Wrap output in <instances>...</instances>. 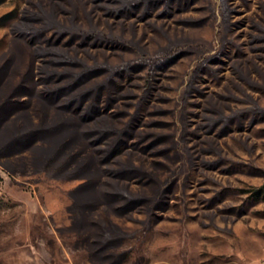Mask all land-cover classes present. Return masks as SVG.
Segmentation results:
<instances>
[{"label":"rangeland","instance_id":"1","mask_svg":"<svg viewBox=\"0 0 264 264\" xmlns=\"http://www.w3.org/2000/svg\"><path fill=\"white\" fill-rule=\"evenodd\" d=\"M0 264H264V0H0Z\"/></svg>","mask_w":264,"mask_h":264},{"label":"trees","instance_id":"2","mask_svg":"<svg viewBox=\"0 0 264 264\" xmlns=\"http://www.w3.org/2000/svg\"><path fill=\"white\" fill-rule=\"evenodd\" d=\"M111 152H112L111 154H113V151H111ZM120 196H122V195H120ZM142 203H143L142 200H139V199H133V200H132V199H130V200L128 201V203H127L125 209L127 210V212L132 211V210H134L135 208H137L138 206H140ZM126 210H125V211H126Z\"/></svg>","mask_w":264,"mask_h":264}]
</instances>
